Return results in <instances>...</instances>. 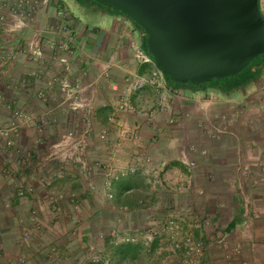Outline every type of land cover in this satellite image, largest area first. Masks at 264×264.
<instances>
[{
    "label": "crops",
    "instance_id": "crops-1",
    "mask_svg": "<svg viewBox=\"0 0 264 264\" xmlns=\"http://www.w3.org/2000/svg\"><path fill=\"white\" fill-rule=\"evenodd\" d=\"M18 2L0 0V10ZM58 10L72 32L73 78L86 82L104 69L110 74L98 90L88 159L108 158L120 139L117 121L140 132L138 141L124 140L116 148L118 164L135 165L136 171L112 180V199L106 197L102 172L91 191L77 165L42 162L48 142L84 126L79 114L36 97L49 65L33 63L24 54L37 28L53 35ZM133 41L144 48L141 30L130 19L89 0H50L25 28L10 35L0 20V125L9 127L16 110L25 115L16 120L13 145L0 152V264H264V68L228 94L212 86L169 85L177 94L169 95L166 106L156 103L153 87L132 90L131 101L143 112L124 117L116 103L127 78L153 66L137 63ZM22 77L30 80L23 89L16 86ZM209 94L217 98L202 110L198 100ZM43 115L47 135H40L36 125ZM109 115L114 122H108ZM218 126L224 131L216 132ZM103 128L109 130L108 143L98 139ZM24 150L31 159H24ZM184 155L191 167L182 161ZM59 193V203L48 200ZM138 211L145 215L132 218ZM168 217L191 234L198 252L174 250L165 233L148 242L112 243V228L129 225L120 229L135 235L134 220L150 228Z\"/></svg>",
    "mask_w": 264,
    "mask_h": 264
},
{
    "label": "built area",
    "instance_id": "built-area-1",
    "mask_svg": "<svg viewBox=\"0 0 264 264\" xmlns=\"http://www.w3.org/2000/svg\"><path fill=\"white\" fill-rule=\"evenodd\" d=\"M50 0H19L15 5L4 6L0 10V20L4 22V32L7 35L13 34L18 30H22L28 25V21L36 18L39 12L48 5ZM260 11L264 15V0H260ZM58 20L55 21L51 32L52 36L45 35V30L37 28L33 31L24 45V54L27 59L33 63L43 64L48 62L49 73L44 79L42 88L35 90V95L43 102L56 101L57 105L65 107L80 115L83 120V129L79 132L66 130L62 132L57 139L47 143V150L44 155L43 163L54 162L64 167L66 163L77 165L78 173L84 178L85 186L91 191L96 190V182L94 177L97 173L104 175V186L106 189V197L112 199L114 192L112 190V180L127 176L136 171L135 165H120L116 158V148L119 147L121 141H138L140 132L135 125H127L123 121H117L118 124V142L112 145L110 154L106 160L91 161L88 159L89 138L94 126L95 105L97 101L98 90L103 81H108L109 70H102L95 78L80 82L70 74V58L73 53L71 46L72 32L67 23L63 20V11L56 12ZM131 50L134 59L140 64H152L150 56L146 50L137 41L131 42ZM128 87L119 95L116 107L125 117L126 115H141L142 109L135 106L130 98L132 90H141L146 87H153L158 96L156 103L159 106H166L169 95L177 94L176 91L169 86L165 76L154 65L148 72L132 73L127 78ZM30 85L27 77L18 80L16 86L25 88ZM216 95L209 94L202 96L198 100L202 110H207L210 104L216 100ZM197 99V98H195ZM2 102L0 95V104ZM14 120L9 127L0 125V152L11 147L14 143L12 133L16 125V120L25 117L23 111H14ZM48 117L43 115L36 120L37 129L40 135H47L46 125ZM109 123L114 122V116L107 117ZM216 132H223L220 126L215 127ZM98 139L103 143L110 140L108 128H103L98 133ZM25 160L32 157V153L28 150L22 152ZM182 161L189 167L192 163L187 155H184ZM47 184V182H45ZM22 194V191L19 192ZM63 199V194H54L48 197L51 203H59ZM138 204L142 205L143 200H138ZM74 208L79 209V202L76 201ZM56 209V208H55ZM123 209L126 211L127 207ZM168 234L171 245L174 250L183 249L186 254H192L199 251L198 244L195 243L188 231L181 230L180 224L173 217L165 218L163 221L152 224L150 228H146L141 234H129L123 232L119 228L111 231V240L113 244L132 243L142 238L144 241H152L159 234ZM182 235V241H177V236ZM104 264H111L105 262ZM245 264V263H243Z\"/></svg>",
    "mask_w": 264,
    "mask_h": 264
},
{
    "label": "water",
    "instance_id": "water-1",
    "mask_svg": "<svg viewBox=\"0 0 264 264\" xmlns=\"http://www.w3.org/2000/svg\"><path fill=\"white\" fill-rule=\"evenodd\" d=\"M140 27L151 61L170 82L235 77L264 55L259 0H93Z\"/></svg>",
    "mask_w": 264,
    "mask_h": 264
},
{
    "label": "trees",
    "instance_id": "trees-1",
    "mask_svg": "<svg viewBox=\"0 0 264 264\" xmlns=\"http://www.w3.org/2000/svg\"><path fill=\"white\" fill-rule=\"evenodd\" d=\"M89 1L95 3L98 6H101V5L97 4L96 2H94L93 0H89ZM259 5H260V0H259ZM108 9H110V8H108ZM112 11H115V10H112ZM261 15L264 18V15L262 12H261ZM137 27L140 29L139 26H137ZM263 68H264V55L256 58L251 67H249L247 70L242 72L240 75H237L233 78L228 77V78H225L223 80H218V81H214L212 83H208V84H204V85H198V86L176 84V83L170 82L167 77H165V79L169 85H172L174 87H190V88L197 89V88L212 86V87L217 88L220 92L228 94L229 92L235 90L236 88L244 86L246 82L257 78L259 76V74L261 73ZM243 74H247V75L242 76Z\"/></svg>",
    "mask_w": 264,
    "mask_h": 264
},
{
    "label": "rangeland",
    "instance_id": "rangeland-1",
    "mask_svg": "<svg viewBox=\"0 0 264 264\" xmlns=\"http://www.w3.org/2000/svg\"><path fill=\"white\" fill-rule=\"evenodd\" d=\"M144 49H145V46H144ZM255 69V68H254ZM245 75H247V74H243L242 76H245ZM241 76V77H242ZM168 209H172L171 207L170 208H168ZM153 210V209H152ZM156 210V209H155ZM123 212H125V210H122ZM150 212V211H149ZM144 213V215H145V212H143ZM141 211H138V212H134L133 213V215L134 216H131L132 218L134 217V219H140V216H142V214H143ZM149 214V213H148ZM118 215L120 216V217H122V218H124V213H118ZM153 215V214H152ZM128 217H130L129 215H128ZM145 226V223H140V220H134V225H131L130 227H132V229L133 230H135V231H137L138 233H140L142 230H145L146 228L144 227ZM121 229H124V227H129V225H125V226H123V224L121 225V226H119ZM116 228H118V226L116 227ZM119 228V229H120ZM126 229H128V228H126ZM142 229V230H141ZM112 230H113V228H112ZM123 231V230H122ZM124 232V231H123ZM243 264V263H242Z\"/></svg>",
    "mask_w": 264,
    "mask_h": 264
}]
</instances>
